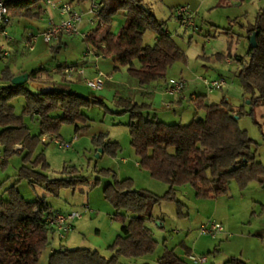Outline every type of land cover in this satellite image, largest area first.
<instances>
[{
  "label": "trees",
  "instance_id": "obj_1",
  "mask_svg": "<svg viewBox=\"0 0 264 264\" xmlns=\"http://www.w3.org/2000/svg\"><path fill=\"white\" fill-rule=\"evenodd\" d=\"M40 1L5 0L12 16L28 18L39 16L31 7ZM102 1L104 7L100 17L104 23L110 24L119 12H125V23L117 34L99 26L86 41L104 58L112 57L117 65L115 70L127 66L129 78L145 86L164 78L174 62L186 60L185 52L167 31L166 22L159 20L143 0ZM147 30L157 35L154 45L144 43ZM253 33H256L257 45H250L248 61L243 62L239 57L241 68L238 72L245 92L250 95V111L246 112L244 106L234 109L226 100L206 105L202 96H198L194 100L196 109L205 110L206 114L186 124L167 123L146 116L151 104L137 102L132 97H117L116 109H112L105 101L82 96L68 85L55 84L53 90H36L29 82L12 84L15 74L8 66L0 71V82H5L0 86L1 166L6 167L13 155L22 156L16 182L4 193L0 192V264H39L54 236L49 218L57 211L45 198L27 200L17 188L22 180L31 185L40 184L56 197L63 189H76L91 183L76 166H64L60 178L49 177L46 172L50 163L44 151L37 155L35 152L42 136L48 134L59 139L63 124L75 125V133L88 131L90 118L84 109L93 105L104 107L112 114L129 115L131 146L140 159V166L152 177L168 183L169 188L158 195L147 189H135L132 178L118 179L110 169L99 170L100 177L94 180L93 186L101 183V176L112 174L114 179L104 187V195L116 210L113 218L122 223L121 233L108 246L112 255L106 257L93 248L61 246L51 252L47 264H120L122 257L138 258L153 253L158 241L147 222L154 218V207L164 200L176 201L181 211L183 203L176 196L177 186L191 184L198 198H217L228 193L232 181L241 189L253 181L264 184V164L258 160L257 143L239 125L242 115L254 116L255 107L264 104V7L248 28L249 39ZM58 48L52 47L53 52ZM2 54L0 46V60ZM230 55L231 52L218 54V57L224 59ZM135 61L140 66H136ZM31 76L35 79L36 73L31 72ZM18 97L26 101L21 113H17L11 103ZM57 110L62 114L53 116ZM25 116H38V134L31 132ZM93 143L111 156L121 150L120 143L108 139L107 133L94 136ZM228 263L247 264L239 258H231ZM156 264L187 262L173 248H166Z\"/></svg>",
  "mask_w": 264,
  "mask_h": 264
},
{
  "label": "rangeland",
  "instance_id": "obj_2",
  "mask_svg": "<svg viewBox=\"0 0 264 264\" xmlns=\"http://www.w3.org/2000/svg\"><path fill=\"white\" fill-rule=\"evenodd\" d=\"M45 1L40 2L45 5ZM78 1L63 0V2L71 3L76 9L80 6ZM83 1L86 7L90 6V0ZM144 1L145 6L151 9L159 20L166 22V29H169L175 42L186 54V60L174 62L168 67L165 77L157 81L164 88L170 79H183L186 82V98L183 99V107L178 109L176 107V112L173 108H164L160 112V118L167 123L183 124L189 123L193 118H204L205 112L196 110V106L190 99V95L194 92L207 94V104L221 103L220 100L225 95L226 97L222 100L228 101L234 109L244 106L246 112L250 111V95L245 92L236 72L239 64L236 60L230 64L225 60L242 57L243 62L248 61L249 42L243 40L238 34L233 35L234 41L230 48L226 32L230 26L238 33L243 32V24L249 22L244 18L245 10L248 15H254L253 0H234L231 6H217V0H203L199 14L195 20L193 19L197 24L196 28L191 27L192 25L183 26L175 16L173 4L180 0ZM119 13L110 22L114 32H117L114 20L122 18L118 16L122 15ZM44 18L47 20L40 22L38 18L12 16L11 23L8 25V34L11 37L18 35L21 38L24 33L23 26L30 20L33 25L35 24V27H31L34 28V34L41 35L48 24V15ZM56 18H59L58 14ZM91 18V14L83 12L80 34L65 35L66 45H59L55 52L51 50L52 54L39 62H33L32 59L42 47H47L42 38L35 42V51L25 47L26 38L21 39L22 53L17 56V66L31 70L38 68L42 62L53 65L56 63V58L60 62L65 59L73 62L89 59L94 53L88 54L87 50L89 45L91 47L93 45L86 41L83 34L94 31L98 26L97 23L90 24ZM106 28L105 23L103 29ZM155 35V31L147 30L143 37L144 43L154 44ZM0 44H4L2 39ZM51 45L55 46L56 43ZM229 52L232 55L224 59L218 57V54L227 55ZM2 65L0 62V67ZM201 77L224 78L227 85L223 90L209 92ZM83 89L89 90L87 86H83ZM107 104L110 108L116 109L115 105ZM86 110L93 119L88 132L75 133L72 124H63L59 140L69 146L63 148L54 141L48 144L41 142L35 155L44 151L50 163V168L46 172L49 177L60 178L63 176L61 171L64 166H76L80 174L87 177L91 183L80 185L76 189H63L58 197L48 193L42 185H31L27 180H22L17 188L29 201L45 198L53 208L62 212L77 210L83 213V217L75 222L74 229L67 232L63 239L56 236L54 241L51 240L53 242L50 243L48 251L50 247L59 248L62 244L67 248H97L103 255L110 257L112 252L108 250V246L121 233L122 223L113 219L116 210L104 195V187L114 179L112 174L106 177L101 176V183L93 186L94 180L100 177L99 170L110 169L118 179L132 178L135 189H147L158 195H163L169 185L165 181L152 177L141 166H136V157H139L131 146L130 130L127 126L128 114H112L100 106L89 107ZM61 112L60 110L57 113ZM28 122L32 132H38V126L34 121L30 119ZM118 122L123 123L118 124ZM239 125L247 130L250 137L257 143L255 147H257L258 160L264 164V104L255 107L254 116L242 115ZM101 132L119 141L121 150L116 156L103 152L97 156V147L92 138ZM75 137L76 140L73 142ZM124 157L128 159L127 163L121 161ZM21 165L22 156L19 154L13 155L6 167L0 164L1 193L16 182L15 173ZM5 196L7 197L6 193ZM176 196L183 203L181 211L176 201L164 200L156 205L153 211V215L159 216L161 220L147 222L153 237L158 241L155 251L138 258L122 257L120 264H156L166 248H173L187 264H199L190 258L189 253L196 257H207V262L203 264H229L228 261L231 258H239L247 264H264V184L253 181L246 188L241 189L235 181H232L228 193L217 198H198L193 186L184 184L176 187ZM210 220L221 222L225 228V232L219 234L217 238L200 232L202 224ZM46 255L47 252H44L39 264L44 263Z\"/></svg>",
  "mask_w": 264,
  "mask_h": 264
},
{
  "label": "crops",
  "instance_id": "obj_3",
  "mask_svg": "<svg viewBox=\"0 0 264 264\" xmlns=\"http://www.w3.org/2000/svg\"><path fill=\"white\" fill-rule=\"evenodd\" d=\"M57 1L63 2V0H57ZM233 1L234 0H217V4L216 5L217 6H219V5L231 6L233 4ZM263 1L264 0H253V6H254L253 14L254 15H251V16L248 15V12L245 10V15H244L245 17L244 18H246L249 22L243 24V32L242 33H238L236 31H234L232 26H230L227 29L226 33H227V35L229 37L228 41L231 43V48H232V43L234 41L233 40V35H237V34L240 35L243 38V40H247L249 42V47H250L251 44H250V39L248 38V28L252 24L255 23L256 16H257L258 12L260 11L261 8L264 7V2ZM78 2H79L80 6H79V8H77V9L75 8V9L80 11V12H82V13L83 12H87L88 7L85 6V1L79 0ZM143 2H144V5H145L146 3H145L144 0H143ZM203 3H204L203 0H180L179 2H176L175 4H173V7L175 9L176 7H178L180 5L189 6L191 8V10L193 11L194 20H195V17L199 14V10L202 7ZM46 9H47L46 4L42 5L41 2L35 3L31 7V10L34 13H39V16L35 17V18H38V21H40V22H43V21L45 22L47 20V19L44 18L48 14V12H46ZM54 12H55L56 15L58 14L57 10H55ZM173 12H174V10H173ZM119 14H122V15H118V16H121L122 18L119 19V20H114V23L116 24V29L115 30L117 32L113 31V29H112L113 25L107 24V28L106 29H109L113 33L120 32V30L122 29V27H123V25L125 23V20H126L125 12H120ZM31 19H33V18H31ZM31 27H35V24L33 25L32 21L28 20L27 24L23 26L24 33H23L21 38L18 35L16 37L9 36V34H8L9 33L8 26L6 27V30L8 31L7 35L0 34V40L2 39L4 41V44H0V46L2 47L3 52H7V55H2V59L0 60L1 64H3L0 67V71H2L6 66H8L10 68V70L12 71V73L15 74V76L23 74L25 72H28L29 75H30V79L28 81L29 83L36 82V83H39V84H49V85H53V86L55 84L56 85H58V84L68 85L74 91L78 92L82 96H85V97L90 98V99L96 98V99H99V100H103V101H105L106 104L109 103L111 105H115V101H116L117 97H119V96L120 97H132L137 102H148V103H150L151 104V109L146 111L145 115L149 116L151 118L152 117H157V118H159L162 121H164V120L160 118V112L164 108H173L174 112H176V107H177V109L183 107V102H184L183 99H181V98H179L177 96H172V95L166 93V91L164 89L165 87L162 88L163 85L158 84L157 81L151 83L150 85L140 86L137 83L136 80L129 78L128 67L127 66H120L118 70H115V67L117 65H116V63H115V61H114V59L112 57H110V58H104V57L99 58V57H97L96 53L91 55L92 57H90L89 59H81V60H78L77 62L69 61L68 59H65L64 61L60 62L56 58L55 59L56 63L53 64V65H50L49 63L44 64L42 62L43 64L41 63V65L38 68L31 69V70L27 69L26 67H18L17 64H16L17 56L22 53L21 52L22 48H21V45H20V40L23 39V38L29 39L30 36L35 35L34 32H33L34 28L32 29ZM47 27H48V24L45 26V28L47 29ZM191 27L196 28L197 27L196 22H194V24ZM45 28H44V30H46ZM118 29H120V30L118 31ZM167 31L170 33L168 28H167ZM41 35H35V36H37V42L42 38L43 42L45 43V45L47 47L46 48L42 47L39 50V52H37V54L34 55V57L32 59L33 62L42 61L45 57H48L49 54H52L51 50H52V47H54V46H52L51 43L50 44L46 43ZM172 38L175 39L173 36H172ZM156 40H157V35H155L154 44L156 43ZM52 43H56L55 46H59L61 44L62 45H66L64 36L61 37L60 39L56 40V41H53ZM154 44H150V45H154ZM35 50H36V48H34L33 51H35ZM231 55H232V53H231ZM54 57H55V55H54ZM233 60H236L238 62V64H239L238 70L236 71L237 74H238L239 69L241 68V63H240L239 59H235V57H234V59L233 58H227L225 60V62L230 64ZM70 64H72V65H70ZM73 65H75L77 67H80V68H83L84 69V73L83 74H79L78 72H74L71 75L65 74L64 73V69L67 68V67L73 66ZM135 65L136 66H140L138 61H135ZM99 70H102L107 75H109L110 79H108L106 81V84H105L103 89L94 90V89L90 88L87 85L86 79L94 78ZM31 72H35L36 73L35 79L31 76ZM4 84H5V82H0V86L4 85ZM83 86H87L89 90H87V91L84 90ZM30 87L33 88L31 86V84H30ZM198 96H202V100H203L204 104L211 105V104H207L206 103V99L208 98L207 97L208 95L207 94L205 95V94L199 93V92H194L193 94L190 95V99H191V101H193L194 105H195L194 100ZM225 97L226 96L224 95L223 98H225ZM223 98H221L220 101H222ZM11 103L15 107V110H16L17 113H21L23 111L25 105H26V101H25V99L23 97L15 98ZM219 103H212V104H219ZM93 106H91V107H93ZM58 111H60V110H57V111L53 112L52 115L53 116L61 115L62 112L61 113H57ZM203 111L205 112V110H203ZM84 112L90 118V121L88 123L90 125V128H89V130H90L91 126H92L91 122H92L93 119L89 116V113L87 112L86 109H84ZM205 114H206V112H205ZM205 114H204V116H205ZM30 119L33 120L35 125L38 126V132H35V133L32 132L30 123L28 122V121H30ZM25 121L28 124V126H29V128H30V130H31V132L33 134H38L39 133V131H40V121L38 119V116H34V117L25 116ZM164 122H166V121H164ZM120 123H123V122H118V124H120ZM78 125H82V124L78 123ZM73 126L75 127V125H73ZM0 131H1V128H0ZM88 131H86V132H88ZM101 133H105V132H101ZM94 136H96V135H94ZM44 137L47 140L43 141L41 139V142H43L45 144H48V143H50L52 141H54L56 144H58L59 142L62 143L55 136L46 134V135H44ZM93 138H92V140H93ZM108 139H110L112 141H118V140L111 139L109 136H108ZM75 140H76V137L73 139V142ZM58 145L60 146V144H58ZM98 151L99 150L97 149L96 152H98ZM2 153H3V147L0 145V164L2 162ZM121 161L123 163H127L128 159L124 157V158H122ZM136 166L140 167V160L137 157H136ZM16 174H17V172L15 173V175ZM4 197H6V196L4 195ZM53 209H54V211H60L59 209H55V208H53ZM153 216H154V218H153L154 221L155 220H158V221L161 220V218L159 216H156V215H153ZM74 227H75V225L73 226V229H74ZM55 237L56 236L54 235L53 238H52L53 241H54ZM53 241H51V242H53ZM61 246H64V245L61 244ZM55 249H57V248L55 246H52V247H50L49 251H48V248L44 251V252H47V255H46L45 259H44V263L43 264H47L49 255ZM97 250H99V249H97ZM41 258H42V256H41Z\"/></svg>",
  "mask_w": 264,
  "mask_h": 264
},
{
  "label": "built area",
  "instance_id": "obj_4",
  "mask_svg": "<svg viewBox=\"0 0 264 264\" xmlns=\"http://www.w3.org/2000/svg\"><path fill=\"white\" fill-rule=\"evenodd\" d=\"M46 12H48V27L42 32V37L44 41L48 44L60 39L65 35H79L80 34V23L83 20V13L76 10L71 3L61 2L57 0H46ZM104 7V2L102 0H90V6L87 9V12L92 15L90 19V24L97 23V27L105 26V23L101 20L100 13ZM55 10L58 12V19L56 18ZM175 16L178 18L180 23L183 26L189 27L194 23L193 11L189 6H178L174 10ZM12 15L9 11V8L5 0H0V27H3V30H0V34L7 35L6 27L11 23ZM93 31L83 34L86 39L91 35ZM37 41V36L32 35L27 39L25 47L33 51L35 42ZM90 47V48H89ZM88 54L96 53L97 57L102 58L103 55L101 52H98L95 48L89 45ZM2 55H7V52H3ZM74 72L79 74L84 73V69L77 67L75 65L67 67L64 69V73L71 75ZM110 79V76L107 75L104 71L99 70L94 78L86 79L87 85L94 90H101L104 88L106 81ZM202 81L206 85L209 92H214L216 90H223L227 85V81L224 78H213L209 79L207 77H201ZM185 88L186 82L181 79H170L169 82L165 85L166 93L177 96L181 99H185ZM42 140L46 141L47 139L42 136ZM61 147H68V144L58 143ZM20 147V145H19ZM83 217V213L77 210H71L67 212L57 211L49 218V223L52 226L53 234L63 239L67 232L73 228L75 222ZM200 232L203 235L210 236L212 238H217V236L225 232L223 224L217 220H210L206 224H202ZM190 258L199 264L207 262V257L201 256L196 257L191 255Z\"/></svg>",
  "mask_w": 264,
  "mask_h": 264
},
{
  "label": "water",
  "instance_id": "obj_5",
  "mask_svg": "<svg viewBox=\"0 0 264 264\" xmlns=\"http://www.w3.org/2000/svg\"><path fill=\"white\" fill-rule=\"evenodd\" d=\"M250 44L253 47H255L257 45L256 33H253L251 35ZM29 79H30L29 73L25 72L23 74L14 76L12 78V80H11V83L12 84H16V85H21V84L27 83L29 81ZM30 84L36 90L49 91V90H53L55 88L53 85H49V84H39V83H36V82H31ZM249 103H250V101H249ZM101 152H103V148L102 147L99 148L97 156H99Z\"/></svg>",
  "mask_w": 264,
  "mask_h": 264
}]
</instances>
